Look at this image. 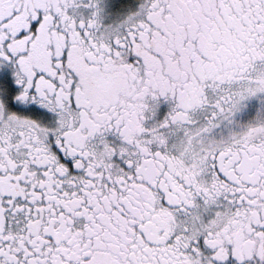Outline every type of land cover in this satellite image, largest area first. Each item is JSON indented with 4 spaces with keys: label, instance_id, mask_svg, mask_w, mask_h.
<instances>
[{
    "label": "snow or ice",
    "instance_id": "obj_1",
    "mask_svg": "<svg viewBox=\"0 0 264 264\" xmlns=\"http://www.w3.org/2000/svg\"><path fill=\"white\" fill-rule=\"evenodd\" d=\"M0 264H264V0H0Z\"/></svg>",
    "mask_w": 264,
    "mask_h": 264
}]
</instances>
